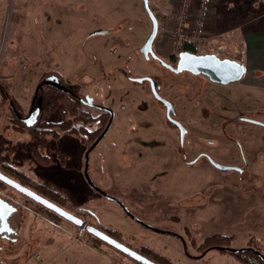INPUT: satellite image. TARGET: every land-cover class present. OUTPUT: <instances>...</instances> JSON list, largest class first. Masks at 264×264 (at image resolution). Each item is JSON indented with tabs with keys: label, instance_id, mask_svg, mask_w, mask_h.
<instances>
[{
	"label": "rangeland",
	"instance_id": "374dc122",
	"mask_svg": "<svg viewBox=\"0 0 264 264\" xmlns=\"http://www.w3.org/2000/svg\"><path fill=\"white\" fill-rule=\"evenodd\" d=\"M121 1L0 0V162L6 156L12 157V165L60 197L54 200L33 184L23 182L25 185L118 237L130 248L139 251L148 247L173 264H242L229 253L215 249L202 255L200 246L212 234L232 235L230 247L241 248L250 243L264 254V126L235 118L243 115L264 120V93L248 87L246 81L213 83L203 75H175L156 61L145 60L138 48L147 34L149 18L141 0ZM179 3L180 0L171 16L160 18L167 25L162 30L165 38L159 42L162 50L158 43L156 46L166 58L172 51L176 53L168 31L172 30L171 17ZM122 18V31L89 36L98 27L110 25L113 30L117 27L115 21ZM224 46L220 56L233 57L241 50L237 41H226ZM213 47L204 43V51ZM118 68L132 76L152 73L161 81V94L176 103L177 118L188 127L192 149L187 147V158L192 159L204 149L219 163L241 166V146L249 160L247 170L221 172L205 158L191 165L182 161L178 131L166 122L164 111L152 98L147 84L126 81ZM51 74L74 89L76 95L88 94L93 101L114 109L112 125L89 152L91 180L119 198L141 220L172 233L138 224L118 203L89 186L84 177L89 144L79 134L61 132L57 139L46 134V146L34 140L31 145L50 157L53 165L42 166L35 161L28 133L11 128L10 104L13 102L21 114H26L35 105L50 103L54 112L46 115L49 121L71 118L68 112L65 114L60 100L65 95L61 92L43 89L36 91L33 100L35 87ZM91 112L96 115L100 111ZM88 126L98 128L99 123L94 121ZM157 133L165 134L164 138L174 144L170 148L174 158L165 168L163 153L155 145L143 148L139 154L130 152L129 144L136 141L137 135L155 140L159 138ZM24 196L34 214L28 215L30 210L26 207L25 229L36 226V215L58 219L74 229L78 240H90L96 247L104 246L113 252L108 264H142L104 241H95L86 230L79 236L74 223L55 217L46 207ZM88 210L95 212L98 219L103 218L102 222L87 214ZM0 245L7 247L8 242L0 240ZM31 248L23 250L24 255H29ZM61 256L66 257L67 252ZM118 256L122 258L120 262H116Z\"/></svg>",
	"mask_w": 264,
	"mask_h": 264
},
{
	"label": "crops",
	"instance_id": "0c3cea01",
	"mask_svg": "<svg viewBox=\"0 0 264 264\" xmlns=\"http://www.w3.org/2000/svg\"><path fill=\"white\" fill-rule=\"evenodd\" d=\"M87 1L91 3L94 0ZM177 1L149 0V3L159 18L163 16L166 18V15H170L176 9ZM189 11L191 16L204 17L203 26L198 31V36L202 40L221 37L225 43L226 41L239 43L241 48L238 52L239 61L245 67L244 75L240 80L246 81L245 84L250 88L260 89L263 94L264 0H207V6L202 9L198 0H191ZM123 19L115 21L114 24ZM159 24L160 31L155 42L156 45L158 43V47L159 42L161 43V40L165 38L162 30L166 28L167 22L165 19H160ZM171 24H175L172 19ZM104 28H110V25L97 29ZM159 48L162 50V47ZM201 209L204 211V208ZM102 220L101 217L97 218L98 222ZM34 221L37 222L36 226H30L21 234L22 242L29 248L32 246L30 254L22 253L24 247L14 249L15 252L12 254L0 253V264H108L107 260L114 254L104 246H92L90 240L89 242L78 240V237L74 235V229L63 221L51 220L43 215L36 216ZM48 233L52 236H48ZM66 252L67 256L62 257L61 255ZM34 254H38L39 259L34 258ZM117 259L119 261L116 262H120L122 258L118 256Z\"/></svg>",
	"mask_w": 264,
	"mask_h": 264
},
{
	"label": "flooded vegetation",
	"instance_id": "af4514ba",
	"mask_svg": "<svg viewBox=\"0 0 264 264\" xmlns=\"http://www.w3.org/2000/svg\"><path fill=\"white\" fill-rule=\"evenodd\" d=\"M152 11H153V9H152ZM153 12L156 15L157 20H158V31H157V34H156L155 39L153 41L152 49H153L154 53L156 54V56L159 59H161L162 61H164L165 63H167L170 66H175L176 62H177V58H178L177 57L178 53L180 51H183V50H177L176 47H175L174 49H176V51H175L176 53H173V51H172L171 54L167 58L163 55L164 53L162 54L161 51L160 52L158 51L155 42H156L157 36L159 34V31H160V26H159L160 25L159 24L160 23V18H159V15L155 13V11H153ZM146 14H147V12H146ZM147 17L149 18L148 14H147ZM116 25H117V27L114 28L113 30H110V28L97 29L94 32L90 33L89 36H91L93 34L94 35L107 34V33H115V32L122 31V25L123 24H121V21L118 22ZM174 25L175 24H173V25L171 24L172 29L174 28ZM148 26L149 27L147 28L148 29L147 30V34L145 35V39H144L143 43L145 42L147 36L149 35V33L151 31V20H150V18H149V25ZM168 33H169V37L168 38L172 40V44H174L175 46H176V44H180V43L186 42V43H189L191 45V48L194 50V51H191V52H194V53H211V52L204 51V40L203 41H195L193 39L182 37V36H174L172 34V32H170V31H168ZM142 44L139 46L138 49H139L140 53L142 54V56H143V58L145 60H150L151 59L153 61H156L159 65L164 67V69L170 71L171 73H173L175 75L184 73V74L203 75V76H205L204 74H193V73L188 72V71L174 72L172 69H170V68L164 66L163 64H161V62H160V60L158 58H154L150 54H148V57H146L144 55V53L140 50ZM188 51H190V50H188ZM218 56H220V55H218ZM225 56L233 58L232 56H228V55H225ZM225 56H220V57H225ZM118 69L120 71V74L125 78L126 81H128L130 83H137V84L145 83V84H147L149 92L152 95V98H155V100H157L159 102V104L161 105V108L164 111L166 122L170 126H172V128L174 130L178 131V132H176L178 134V149L183 151L182 152V161H184L185 163H188V164L191 165V164L195 163L197 160H199L201 158H203V159L205 158L210 163V161L208 160L207 156H211V155L206 153V152H204V149L200 150L199 152H197L195 157H193L192 159L187 158L188 157L187 156L188 155L187 154L188 153L187 147L189 148V150L192 149L191 141L187 137L188 127L186 126V124L184 122H182L181 120H179L177 118L178 117V109H177L176 103L174 101L170 100L168 97L163 96L161 94V90H162L161 81L158 78H156L154 75H152V73L141 74V75H133L132 76L129 71H126L123 68H118ZM135 77H141V78L149 77L151 79L148 80L146 78H143L141 81L138 82V81H135L134 79H132V78H135ZM210 82H212V81H210ZM40 83H41V85H37L35 87V90H34L35 94H34L33 100L35 98L36 91H38L37 93H39L43 89H49L52 92H61L65 96L70 97V98H72L74 100H77V102L80 104L79 108L81 110H83L84 112H88V115L91 117V120L87 121V123H82V124H85V128L89 129V131H95L96 129H98V128H100L102 126L100 131H99V133H98V135L95 137V139L101 134V132L105 128L107 122L109 121L110 114H111L110 110L113 111V117L111 119V122H110V125H109L108 129L112 125V122H113V119H114V116H115V112H114V109H112L111 107H109V106H107L105 104H102L100 102L93 101L92 96H90L88 94H85L84 96L76 95L74 89H71L69 86L63 84L61 81H59L57 76H55L54 74L48 75L47 77L43 78ZM213 83H215V82H213ZM152 85L155 87V90L157 91L159 96L164 98V99H166L167 101H169L171 103V105L173 106V108L175 109V113H170V115L174 119L180 121L183 124L184 128H185V133H184V137H183L182 140L180 139L179 128L177 127L176 124L172 123L166 116V106L162 103V101H160L159 99H157L154 96L153 91H152ZM65 96H63V97H65ZM60 97H62V96H60ZM10 106H11V109H12V118H11L12 120L10 122L12 126H16L18 124H21V125H25V126L29 127V126L34 125L37 122H42V121H44V122H46L48 124L61 123L64 120L73 118V115H70L71 118L64 119L63 117H61V119L59 120L60 122H53L51 120L49 121L46 118V115H48L50 112H54V108H53L52 105H50V103L46 104V105H42V104L35 105L31 109H29L26 112V114H21L20 113L21 110L13 102H11ZM92 109L93 110H99L100 111L99 114L93 115L92 112H91ZM29 114L31 116L26 117ZM238 116H243V115H237L235 118L237 119ZM246 117H249V116H246ZM103 118H105L104 123H102ZM237 120L245 121V120H240V119H237ZM258 120H261V119H258ZM94 121H98V123H99L98 128H94V129L88 128L89 127L88 125H90ZM262 121H264V120H262ZM82 124H80L79 122L76 123L77 127L82 125ZM261 126H263V125H261ZM108 129H107V131H108ZM13 131H14V129H13ZM107 131L104 133V135L107 133ZM47 134H49V133H47ZM28 135H29V144H30V148H31V154H32L33 158L35 159V157L33 155L32 145H31L32 140L30 138V134L29 133H28ZM79 135L81 136V134H79ZM84 135H85V133H84ZM156 135L159 138H156L155 140L154 139H151V140L143 139L141 137H138V135H137L136 136V141H134L133 143L129 144V147L131 148L130 152H136L137 154H139L140 152L143 151V148L148 147L149 145H155V148H160L161 149L160 151H162L161 153H163L162 157H164V159H163V163L162 164H163V167L165 168L166 166H168L169 162H171V160H173V158H174L173 155H175V154H173L172 151H171V149H172L171 147H173L174 144H173V141H171V139L164 138V137H167L165 134H158L157 133ZM46 137H47V135H46ZM58 137H56L55 139H57ZM160 137H163V138H160ZM51 138H54V137H51ZM47 142H48V140H47ZM46 144H40V145L46 146ZM152 147H154V146H152ZM176 147H177V145H176ZM242 150H243L242 147L238 146L239 155H240V157H241V159L243 161L242 165L241 166L235 165L239 169H232L233 171H236L237 173H242L245 170H247V165L249 163L248 157L245 156L246 154ZM39 153L42 156H46V155H43L41 152H39ZM35 161L38 164H40L37 161V159H35ZM12 162H13L12 157L6 156L5 161L2 160L0 162V172L5 174L8 177L14 179L18 183H20V184H22V185H24V186H26L28 188H30V187L28 185H25V183H23V182H28L29 184H33V186H35L36 189H38L36 187L37 185L45 186L46 188L50 189L49 187H47L42 182H37L34 179L28 177L23 171L17 169V167H15V165H12L13 164ZM173 163H174V161H173ZM50 165H53V161L49 165H42V166H50ZM175 165H176V163H174V168H175ZM227 165H234V164H227ZM211 166H213V165H211ZM151 167H152V165H151ZM15 177L18 178V180ZM30 189H32V188H30ZM32 190H34V189H32ZM52 191H54V190H52ZM35 192H37V191H35ZM38 194H40V193H38ZM52 201L55 202L54 200H52ZM26 207L29 209V207L27 206L26 198H25L24 194L21 193L20 191L16 190L11 185H9V184L3 182L2 180H0V240L8 242V246L7 247H2L0 245V251L2 253H4V254H12V251L13 252L15 251L14 249L18 250V249H20L22 247H24V249H22V253L23 254H24L23 250H26V251L29 250V246L27 244H25L24 242H22L23 240L21 238V234L25 230V222H26V219H27V217L23 216V213L27 214ZM51 213L53 214V212H51ZM29 214L34 215L31 210L29 211L28 215ZM36 216H40V215H36Z\"/></svg>",
	"mask_w": 264,
	"mask_h": 264
},
{
	"label": "water",
	"instance_id": "95a60500",
	"mask_svg": "<svg viewBox=\"0 0 264 264\" xmlns=\"http://www.w3.org/2000/svg\"><path fill=\"white\" fill-rule=\"evenodd\" d=\"M141 1H142L144 9L146 10V12H147V14L151 20V31H150L149 35L147 36L145 42L142 44L140 50L144 53V55L146 57H148V54H150L154 58H158L152 49L153 41H154L155 36L157 34V31H158V20H157L156 15L154 14V12L151 9V6L149 4V0H141ZM177 57L178 58H177V62H176L175 66H170L167 63H165L164 61H162L161 59H159V58L158 59L160 60L161 64L172 69L174 72L188 71V72H191L193 74H204L210 81L215 82V83H221V84H226L229 82L240 80L242 78V76L244 75V72H245V67H244V64L242 62H240L234 58L227 57V56L220 57V56H218L212 52L211 53H194V52H191L188 50H183V51H180L178 53ZM143 78H146L148 80L151 79L149 77H143ZM143 78L135 77L132 79L139 82ZM152 91H153L154 96L157 99H159L160 101H162V103L166 106V116L172 123L176 124L177 127L179 128L180 139L182 140L184 137L185 128L180 121L174 119L170 115V113H175V109L173 108V106L171 105V103L169 101H167L166 99L159 96V94L157 93V91L155 90V87L153 85H152ZM110 112H111L110 118H109V121L107 122L105 128L103 129L101 134L89 145V147L87 148V150L85 152L84 177L92 189L97 191L99 194L103 195L105 198L118 203L119 206L122 208L123 212L127 216H129L131 219H133L138 224H140L144 227H147L149 229H153L152 225H150L149 223L141 220L140 218H138L137 216L132 214L119 198L106 193L104 190H102L100 187H98L91 180V178L89 176V173H88L89 152L93 149V147L98 143V141L102 138L104 133L107 131V129L110 125L111 119L113 117V111L110 110ZM29 116H31V115L29 114L26 117H29ZM237 119L254 122V123H257V124L264 126V121L254 119L251 117L238 116ZM207 158L210 161V163L217 170H219L221 172H227L228 170H231V169H239L235 165H227V164L219 163V162L215 161L214 159H212L210 156H207ZM0 180L11 185L16 190L20 191L21 193H23L27 197L31 198L32 200L36 201L37 203L43 205L44 207H46L51 212H53V213L65 218L66 220H69L70 222L74 223L76 226H84L85 230L89 234H91V235L95 236L96 238L106 242L107 244H109V245L113 246L114 248L120 250L121 252L125 253L129 257L136 259L137 261L141 262L142 264H158L154 260H152V259L144 256L143 254H141L139 251L130 248L129 246L125 245L120 240L112 237L110 234L106 233L105 231L97 228L96 226H94L92 224L86 223L82 218L74 215L72 212L67 211L66 209H64L63 207H61L57 203L53 202L52 200L38 194L34 190L18 183L14 179L6 176L5 174H3L1 172H0ZM245 248L246 247H241L240 249H245ZM247 249L255 251L257 253V255L264 261V254H262V252L256 250L253 247H247Z\"/></svg>",
	"mask_w": 264,
	"mask_h": 264
},
{
	"label": "trees",
	"instance_id": "16d2710c",
	"mask_svg": "<svg viewBox=\"0 0 264 264\" xmlns=\"http://www.w3.org/2000/svg\"><path fill=\"white\" fill-rule=\"evenodd\" d=\"M176 49L194 51L191 48V45L186 42L176 44ZM233 58L239 61L240 54L236 53L233 56ZM1 93H2V89L0 88V94ZM60 100H61V103L64 105L65 113L68 112V114L73 115L72 119L64 120L58 124H48L42 121V122H37L34 125L29 126V127L25 125H21V124H18L16 126L11 125V127L20 133H23L25 131L28 132L30 134V138L32 142L35 140L39 144L47 143V138H46L47 133L51 134L52 137L56 138L59 136V133L63 132V133L81 134V137H82L81 139L83 140V142L85 141L90 145L95 139V137L98 135L102 126L96 129L95 131H89V129L85 128V124H82V123H87V121L91 120V117L88 115V112H84L83 110L79 108L80 104L77 102V100H74L67 96L61 97ZM104 121H105V118H103L102 123H104ZM77 122H79L82 125L77 127L76 125ZM32 149H33V155L35 159H37V161L40 164L49 165L52 163V159H50V157L48 156H42L35 146H32ZM36 187L38 188V190H42L46 193L48 192L49 195L54 197L53 198L54 200L55 199L57 200V198L60 197L56 192L52 190L50 191V189L46 188L45 186L37 185ZM59 202L62 203V201H59ZM87 214H90L91 216L96 218V220L98 218L95 212L88 210ZM54 215L56 217H60L59 215H56V214ZM152 230L172 233V232H168L165 230H158L155 227H153ZM93 237L95 241L102 242V240L96 238L95 236ZM112 237L116 239L118 238L116 236H112ZM232 239H233L232 235H224V234H212L210 236H207L203 240L202 245L200 246L201 248H203L201 249V253H203L202 255H204L210 249H215V250H218L220 253H229L230 255L234 256L237 260H239V262H241L242 264H264V261L257 255L255 251L247 249V247L255 248L254 245H251L250 243H248L245 249L232 248L230 247V242L232 241ZM91 244L92 246L96 247L95 242H91ZM139 252L143 254L144 256L154 260L158 264H173L172 262H170V260L167 257H164L154 252L148 247H141L139 249ZM202 255H199L197 257H201Z\"/></svg>",
	"mask_w": 264,
	"mask_h": 264
},
{
	"label": "built area",
	"instance_id": "2783aa9c",
	"mask_svg": "<svg viewBox=\"0 0 264 264\" xmlns=\"http://www.w3.org/2000/svg\"><path fill=\"white\" fill-rule=\"evenodd\" d=\"M199 3H200V9L205 8L207 6V0H200ZM189 4H190V0H180L179 9L171 17V19L174 20L175 22L174 28L171 30V32L174 36H182L193 39L195 41H203L198 36V31H200V29L203 26L204 17L201 15L191 16L187 8ZM188 23L189 25H186ZM204 43L214 45L213 49L207 52H212L215 53L216 55H219L220 54L219 52H222L225 49L224 41L218 37L208 38L206 40L204 39ZM77 227H78L77 234L80 236L85 231V227L84 226H77ZM34 258L39 259V255L34 254Z\"/></svg>",
	"mask_w": 264,
	"mask_h": 264
}]
</instances>
